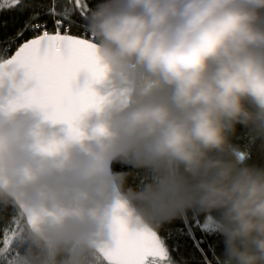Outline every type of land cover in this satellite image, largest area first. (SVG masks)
<instances>
[{"label":"clouds","instance_id":"1","mask_svg":"<svg viewBox=\"0 0 264 264\" xmlns=\"http://www.w3.org/2000/svg\"><path fill=\"white\" fill-rule=\"evenodd\" d=\"M86 28L105 74L79 138L10 108L17 84L0 94L5 264L109 262L117 201L129 215L106 171L117 154L155 171L144 199L161 214L218 212L227 264H264V168L240 163L228 139L236 124L264 133V0H101Z\"/></svg>","mask_w":264,"mask_h":264},{"label":"snow or ice","instance_id":"2","mask_svg":"<svg viewBox=\"0 0 264 264\" xmlns=\"http://www.w3.org/2000/svg\"><path fill=\"white\" fill-rule=\"evenodd\" d=\"M88 9L87 0H0V14L10 12L15 17L27 13L22 26L2 41L0 50V82L4 75H14L17 70H22L24 77L9 107L41 110L53 123L66 125L72 139L81 135L79 121L83 115L103 103L92 87L103 79L105 69L85 27ZM77 15L82 23L75 19ZM7 27V21L0 24V28ZM13 46L15 51L8 55ZM8 66L12 73L4 72ZM81 73L86 74V80L83 87H77ZM56 147L49 145L46 150ZM111 234L112 243L104 250L109 264H146L148 257L153 258L152 264H162L166 258L153 232L129 228L125 206L119 201L113 209ZM3 253L0 247V256Z\"/></svg>","mask_w":264,"mask_h":264},{"label":"trees","instance_id":"3","mask_svg":"<svg viewBox=\"0 0 264 264\" xmlns=\"http://www.w3.org/2000/svg\"><path fill=\"white\" fill-rule=\"evenodd\" d=\"M87 2L89 8H95L101 0ZM26 16L27 13L15 17L10 12L0 14V24L4 21L8 23L7 29L0 28V50L4 47L2 41L22 26ZM75 19L82 23L78 15ZM86 25L87 18L85 27ZM73 33L77 34L75 29ZM16 43L19 44L20 41ZM14 51L13 46L8 55ZM228 139L231 151L239 158L240 163L264 168V133L251 126L236 124ZM111 172L120 194L162 241L167 257V261L162 264H227L225 237L221 231L218 212H205L197 206H192L171 214H161L144 199L147 187L157 182V174L151 167L139 166L132 158L121 155L113 161ZM12 215L11 207L0 209V234ZM0 264H5L2 257Z\"/></svg>","mask_w":264,"mask_h":264},{"label":"water","instance_id":"4","mask_svg":"<svg viewBox=\"0 0 264 264\" xmlns=\"http://www.w3.org/2000/svg\"><path fill=\"white\" fill-rule=\"evenodd\" d=\"M11 71V69H10ZM23 71L22 70H17L14 74V77L11 79V80H5L4 83L2 85H0V94H3V93H6L8 91V89L12 86V84H19L22 80H23ZM85 80H86V74L85 73H81L78 78H77V81H76V86L77 87H83L84 83H85ZM98 119V116L96 113H91L89 116H87L85 118V124L88 128V130H90V128L95 124V122L97 121ZM56 128H63L65 127L64 125H56L55 126ZM121 155L120 154H117L115 156H113L112 158L109 159V161L107 162V175L108 177L111 179V186L114 190V193L120 197L121 199H123L124 201H126V204H127V208H128V211H129V215H128V221H129V228L132 229V230H142V229H148L150 230L151 232H153L158 241L160 242V245L161 247L164 249V246H163V243L162 241L160 240L158 234L156 232H154L147 224L146 222L143 220V218L137 213V211L132 208L129 204V202L126 200V198L124 196H122L114 182V179H113V176H112V173H111V166H112V163L115 159H117L118 157H120ZM106 240H108L110 243H112V241L110 240L109 237H105ZM165 251V250H164ZM166 254V253H165ZM151 260H153L152 257H148L146 259V264H148ZM167 261V257L165 258V260L163 262H166ZM105 264H109V262L107 261H104Z\"/></svg>","mask_w":264,"mask_h":264},{"label":"bare ground","instance_id":"5","mask_svg":"<svg viewBox=\"0 0 264 264\" xmlns=\"http://www.w3.org/2000/svg\"><path fill=\"white\" fill-rule=\"evenodd\" d=\"M112 173V172H111ZM144 220V219H143ZM146 224L149 226V224L146 222ZM150 227V226H149ZM151 228V227H150ZM152 229V228H151ZM153 230V229H152ZM154 231V230H153ZM155 232V231H154ZM165 250V249H164ZM152 261L153 260H151L148 264H152Z\"/></svg>","mask_w":264,"mask_h":264}]
</instances>
